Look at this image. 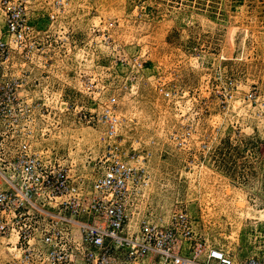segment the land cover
<instances>
[{"label":"rangeland","instance_id":"374dc122","mask_svg":"<svg viewBox=\"0 0 264 264\" xmlns=\"http://www.w3.org/2000/svg\"><path fill=\"white\" fill-rule=\"evenodd\" d=\"M56 17L50 63L23 64L41 102L30 147L89 174L109 106L152 216L184 209L206 246L264 255V0H68Z\"/></svg>","mask_w":264,"mask_h":264},{"label":"built area","instance_id":"2783aa9c","mask_svg":"<svg viewBox=\"0 0 264 264\" xmlns=\"http://www.w3.org/2000/svg\"><path fill=\"white\" fill-rule=\"evenodd\" d=\"M68 0H0V243L5 264H264L196 239L184 209L163 219L144 201L149 173L135 152L123 155L115 117L95 121L107 141L89 174L31 148L34 96L24 62L51 61L58 11ZM40 58V59H38ZM141 61L133 60L138 70ZM88 82L84 87L88 88ZM167 97L169 90L160 88ZM243 100L254 103L253 92ZM187 130L183 137L189 138ZM200 149H209L201 142ZM143 161V162H142ZM264 200V198H263Z\"/></svg>","mask_w":264,"mask_h":264},{"label":"bare ground","instance_id":"6f19581e","mask_svg":"<svg viewBox=\"0 0 264 264\" xmlns=\"http://www.w3.org/2000/svg\"><path fill=\"white\" fill-rule=\"evenodd\" d=\"M259 212L261 211V210H258Z\"/></svg>","mask_w":264,"mask_h":264}]
</instances>
